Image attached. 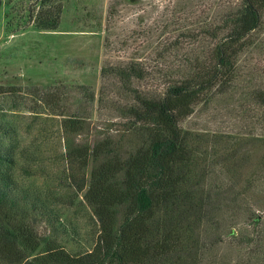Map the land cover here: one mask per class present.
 Here are the masks:
<instances>
[{
	"label": "rangeland",
	"instance_id": "374dc122",
	"mask_svg": "<svg viewBox=\"0 0 264 264\" xmlns=\"http://www.w3.org/2000/svg\"><path fill=\"white\" fill-rule=\"evenodd\" d=\"M241 3L0 0V119L15 124L20 149L39 148L37 177L22 180L50 196L56 219L39 217L40 234L72 255L95 246L99 223L84 193L75 192L83 180L89 188L93 163L70 161L68 138L91 148L111 139L125 156L137 149L141 137L123 112L135 93L163 96L203 65L212 77L215 49L230 29L225 15ZM46 11L59 18L56 30L37 25ZM257 38L238 57L232 88L206 91L180 122L206 175L204 190L214 206L220 191L226 207L196 228L197 242L186 246L182 264H264V105L255 97L264 90V31ZM132 63L145 78L125 82L120 69ZM67 119L81 120V130Z\"/></svg>",
	"mask_w": 264,
	"mask_h": 264
},
{
	"label": "trees",
	"instance_id": "16d2710c",
	"mask_svg": "<svg viewBox=\"0 0 264 264\" xmlns=\"http://www.w3.org/2000/svg\"><path fill=\"white\" fill-rule=\"evenodd\" d=\"M224 19V26L230 29L215 49L212 77L205 72V65L196 66V73L171 83L163 96L135 93L134 104L122 109L141 137L137 149L125 156L113 147L111 139L96 142L91 148L88 144L74 146L68 138L66 156L70 161L79 159L85 167L90 160L93 163L89 188L85 191L87 182L83 180L77 183L75 191L76 196L84 193L99 223L98 240L85 253L72 255L55 240L40 234L38 218L56 219V216L49 206L50 196L25 182L39 173L36 165L39 148L32 143L20 149L17 127L0 119L1 261L7 264L186 261L184 250L190 242H197L196 228L210 218L216 207L218 216L226 207L220 191L218 206H214L212 194L204 190L206 175L180 122L192 115L206 91L217 87L225 93L232 88L238 57L258 45L257 34L264 31V0H242ZM37 20L43 30H56L59 26V18H53L49 11ZM119 75L129 82L133 78L144 79L146 73L132 63L120 69ZM255 97L263 106L264 90L255 91ZM65 123L81 130V120L67 119ZM32 153L36 154L30 158Z\"/></svg>",
	"mask_w": 264,
	"mask_h": 264
}]
</instances>
